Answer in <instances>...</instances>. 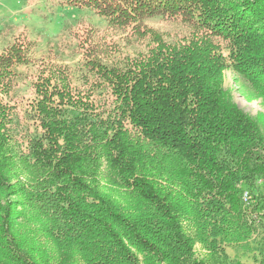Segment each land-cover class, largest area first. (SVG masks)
<instances>
[{
  "label": "trees",
  "instance_id": "16d2710c",
  "mask_svg": "<svg viewBox=\"0 0 264 264\" xmlns=\"http://www.w3.org/2000/svg\"><path fill=\"white\" fill-rule=\"evenodd\" d=\"M68 5L145 51L120 67L81 46V88L47 70L17 104L24 46L0 52V264H241L226 252L238 244L264 264V0ZM156 15L183 33L168 41L144 22ZM225 69L262 111L238 106Z\"/></svg>",
  "mask_w": 264,
  "mask_h": 264
},
{
  "label": "rangeland",
  "instance_id": "374dc122",
  "mask_svg": "<svg viewBox=\"0 0 264 264\" xmlns=\"http://www.w3.org/2000/svg\"><path fill=\"white\" fill-rule=\"evenodd\" d=\"M73 1L0 0V52L13 43H22L25 50L24 63L14 68V81L9 92L11 102H26L32 97L31 81L47 70L54 71L58 77L67 75L75 86L81 88L82 82L78 78L88 74L81 46L93 48L94 56L104 64L120 67L125 64V56L145 51L142 43L124 27L106 23L89 8L68 5ZM144 22L162 33L168 41L184 31V26L164 20L159 15L146 18ZM235 77L232 70L225 69L222 78L224 88L230 90L234 101L247 114L256 115L263 106L259 101L249 102L240 96ZM35 238L41 243L36 249L41 247L50 256H55L53 246L45 236ZM194 248L198 258L210 260L209 251L204 246L196 243ZM226 252L232 261L241 264L254 262L253 251L241 244L226 247Z\"/></svg>",
  "mask_w": 264,
  "mask_h": 264
},
{
  "label": "built area",
  "instance_id": "2783aa9c",
  "mask_svg": "<svg viewBox=\"0 0 264 264\" xmlns=\"http://www.w3.org/2000/svg\"><path fill=\"white\" fill-rule=\"evenodd\" d=\"M249 197L250 195H249L248 190H244L242 193V199H243L244 204L247 205L249 203Z\"/></svg>",
  "mask_w": 264,
  "mask_h": 264
}]
</instances>
